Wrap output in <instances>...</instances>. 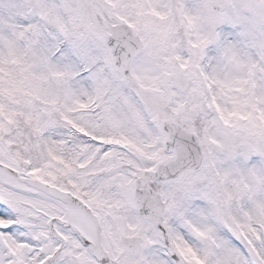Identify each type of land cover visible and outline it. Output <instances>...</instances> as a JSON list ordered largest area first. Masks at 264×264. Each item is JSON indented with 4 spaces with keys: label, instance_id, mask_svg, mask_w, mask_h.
Here are the masks:
<instances>
[{
    "label": "snow or ice",
    "instance_id": "1",
    "mask_svg": "<svg viewBox=\"0 0 264 264\" xmlns=\"http://www.w3.org/2000/svg\"><path fill=\"white\" fill-rule=\"evenodd\" d=\"M0 264H264V0H0Z\"/></svg>",
    "mask_w": 264,
    "mask_h": 264
}]
</instances>
